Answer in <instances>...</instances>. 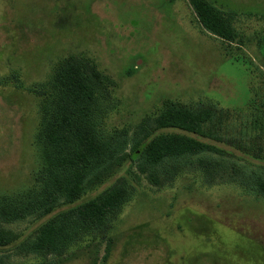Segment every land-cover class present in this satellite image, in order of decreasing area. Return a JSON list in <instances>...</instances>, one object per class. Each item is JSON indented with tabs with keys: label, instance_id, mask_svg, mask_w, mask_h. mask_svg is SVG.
Returning a JSON list of instances; mask_svg holds the SVG:
<instances>
[{
	"label": "rangeland",
	"instance_id": "1",
	"mask_svg": "<svg viewBox=\"0 0 264 264\" xmlns=\"http://www.w3.org/2000/svg\"><path fill=\"white\" fill-rule=\"evenodd\" d=\"M206 1L232 41L204 31L188 0H0V193L32 188L44 92L70 58L113 82L100 134L130 135L171 103L206 107L204 141L217 151L180 162L159 187L139 176L104 232L62 255L0 249V264H264V196L245 183L264 180V0ZM202 157L219 160L221 179L203 175ZM52 215L6 228L26 237Z\"/></svg>",
	"mask_w": 264,
	"mask_h": 264
},
{
	"label": "trees",
	"instance_id": "2",
	"mask_svg": "<svg viewBox=\"0 0 264 264\" xmlns=\"http://www.w3.org/2000/svg\"><path fill=\"white\" fill-rule=\"evenodd\" d=\"M188 1L204 31L233 40L227 23L210 3ZM108 86H113L108 77L73 58L55 69L33 136L37 166L32 172V188L0 193V249L10 248L19 255L60 256L83 233L104 232L129 199L131 184L139 176L159 187L173 178L180 162L206 152L217 153L213 144L204 141L212 137L203 132L213 117L206 107L171 103L130 135L126 130L100 134L95 129L96 113L105 108ZM211 159L198 158L197 164L209 181L221 179L222 164ZM258 161L264 163V159ZM120 171L123 175L116 176ZM111 179L93 198L77 203ZM245 183L264 196L261 176H249ZM60 206L70 207L53 214ZM49 215L26 237L6 228L27 217L40 220Z\"/></svg>",
	"mask_w": 264,
	"mask_h": 264
}]
</instances>
